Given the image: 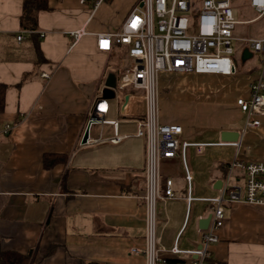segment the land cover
Segmentation results:
<instances>
[{
  "label": "crops",
  "instance_id": "obj_1",
  "mask_svg": "<svg viewBox=\"0 0 264 264\" xmlns=\"http://www.w3.org/2000/svg\"><path fill=\"white\" fill-rule=\"evenodd\" d=\"M96 1L49 0V8L39 13L38 30L29 33L21 25L24 0H0V83L7 86L0 113V249L31 252L33 264H145L143 255L131 252L144 246L146 235V142L133 136L136 109L123 117V98L118 106L117 94L108 99L107 119L119 120V133L129 136L112 143L113 126L95 125L94 141L83 143L92 102L103 97L110 75L118 79L126 57L124 46L99 51L97 34L119 29L138 0H103L95 6ZM80 30L86 34L77 39L73 33ZM254 75L164 72L161 119L181 124L188 141H220L223 131L243 128L245 114L236 100L249 95ZM196 91L204 96L196 97ZM209 130L217 140L200 139L209 138ZM108 147L113 152L106 156ZM191 151L207 154L198 167L190 165ZM235 153L232 147L187 150L194 195L217 194L215 184L227 175ZM239 157L244 163L264 161V117L260 127L246 132ZM161 169L163 183L173 179L179 197L159 202L160 245L170 248L185 223L187 182L180 157L163 160ZM179 173L184 186L176 182ZM209 207L193 204L181 247L199 245V221ZM225 216L208 264H264V206L227 205Z\"/></svg>",
  "mask_w": 264,
  "mask_h": 264
},
{
  "label": "built area",
  "instance_id": "obj_2",
  "mask_svg": "<svg viewBox=\"0 0 264 264\" xmlns=\"http://www.w3.org/2000/svg\"><path fill=\"white\" fill-rule=\"evenodd\" d=\"M103 0H97L98 6ZM233 0H138L123 25L110 33L97 34L99 51H112L115 46L125 47L124 68L116 80L115 92H123L121 116L135 110L136 131L133 136L146 142V191L143 196L146 209V235L142 247H133L132 253L145 257V264H208L211 249L219 241L218 230L224 225L227 205L245 203L255 207L264 206V161L244 163L240 152L244 147L246 132L258 128L264 117V38H240L235 35L238 25L248 24L264 17V0H248L257 16L240 21L235 17ZM32 33V31H28ZM84 30L73 33L80 39ZM44 34L41 33V36ZM22 34L17 39L22 40ZM244 42L251 57H258L259 68L249 83V95L237 98L236 105L245 114L244 126L236 141L192 142L184 137V127L166 123L161 119L160 75L216 74L231 77L238 73V63L233 57L234 43ZM50 78V74H43ZM132 90L142 91L137 94ZM137 107L135 108V104ZM110 102L95 97L89 110L86 129L93 142L91 130L95 125H112V143H119L129 134L119 133V120H108ZM11 130L10 125L4 132ZM190 147L202 152L207 147H232L236 149L229 162L227 175L216 195L196 196L193 193L194 173L187 161ZM180 157L187 182L184 196L186 202L185 223L170 248L160 245L159 202L178 199L173 179L163 183L162 161ZM237 169L242 172L237 173ZM196 202L207 203L210 222L206 229L198 228L199 245L183 248L180 239L188 223L192 206ZM176 257V258H175Z\"/></svg>",
  "mask_w": 264,
  "mask_h": 264
},
{
  "label": "rangeland",
  "instance_id": "obj_3",
  "mask_svg": "<svg viewBox=\"0 0 264 264\" xmlns=\"http://www.w3.org/2000/svg\"><path fill=\"white\" fill-rule=\"evenodd\" d=\"M233 7L235 10V17L237 20L240 21H247V20H251L253 18H255L257 16V13L250 8V6L248 5V0H233ZM235 35L237 37L240 38H264V17L255 20L251 23L248 24H241L237 26ZM234 48H235V53H234V58L238 61V75L240 73L244 74V75H252V74H256L258 73V68H259V59L258 57L254 56L251 57L247 60V62L245 64H243V59H242V53L243 50L245 49V44L244 42H235L234 43ZM232 77V76H231ZM132 92L140 94L142 93V91H137V90H132L130 89ZM163 92H166V90H163ZM196 97H203L204 93L201 91H196L195 93ZM123 98V92L122 91H117V96L115 98V103L118 106V102H120V100ZM113 102V101H112ZM137 104H135V108L137 107ZM166 112L171 113L173 110V107H169L168 109L165 108ZM168 110V111H167ZM133 119V118H132ZM241 123L238 122L235 125V129H240L241 128ZM208 130V129H207ZM128 131H131V129H128ZM205 132H209L211 135L209 138H207V136L205 135L204 137L200 138L203 140H217L218 138L214 136V131L213 130H209V131H205ZM136 142V141H135ZM134 142V144H135ZM140 145V142H136V145ZM93 149H98V148H93ZM113 152L110 147L106 148V156L110 155L109 153ZM227 152V150H226ZM204 156V157H203ZM79 157L80 158H85V152H80L79 153ZM207 154H203L202 156L199 155H195L194 152H189V160H190V165L192 166H196L198 167L199 164H202V162L204 161L203 158H206ZM176 182L180 185V186H184V180L182 178V176L179 174H177V176H175ZM204 194V193H203Z\"/></svg>",
  "mask_w": 264,
  "mask_h": 264
},
{
  "label": "trees",
  "instance_id": "obj_4",
  "mask_svg": "<svg viewBox=\"0 0 264 264\" xmlns=\"http://www.w3.org/2000/svg\"><path fill=\"white\" fill-rule=\"evenodd\" d=\"M48 1L49 0H24V11L21 16V25L24 30L32 31V33L38 30L39 13L49 8ZM122 70L119 71L118 76H120ZM6 89L7 86L0 83V113L5 109ZM46 165L49 166L48 159L46 161ZM226 166L228 169L229 165ZM52 250L53 247L49 250V253H52ZM177 262H179L178 259H173L169 261V264H174ZM0 264H33V255L31 252L27 254H21L13 250L3 251L0 249Z\"/></svg>",
  "mask_w": 264,
  "mask_h": 264
},
{
  "label": "water",
  "instance_id": "obj_5",
  "mask_svg": "<svg viewBox=\"0 0 264 264\" xmlns=\"http://www.w3.org/2000/svg\"><path fill=\"white\" fill-rule=\"evenodd\" d=\"M248 57H251V52L249 50H245L243 53V60L247 59ZM115 86H116V77L114 75H110L105 87L103 89V97L105 99H112L116 96L115 92ZM89 137V129L87 128L85 130V134L83 137V143H86ZM239 138V131H223L221 133V139L224 141H236ZM222 185V181L219 180L215 184V188H220ZM210 215H208L205 218L200 219L199 221V227L201 229H206L210 222Z\"/></svg>",
  "mask_w": 264,
  "mask_h": 264
}]
</instances>
